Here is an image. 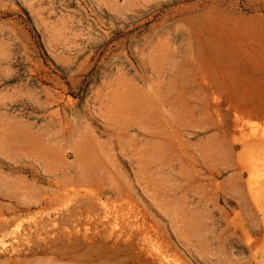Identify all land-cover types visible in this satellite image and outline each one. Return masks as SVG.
Instances as JSON below:
<instances>
[{
    "label": "rangeland",
    "instance_id": "374dc122",
    "mask_svg": "<svg viewBox=\"0 0 264 264\" xmlns=\"http://www.w3.org/2000/svg\"><path fill=\"white\" fill-rule=\"evenodd\" d=\"M0 0V264H264V0Z\"/></svg>",
    "mask_w": 264,
    "mask_h": 264
},
{
    "label": "bare ground",
    "instance_id": "6f19581e",
    "mask_svg": "<svg viewBox=\"0 0 264 264\" xmlns=\"http://www.w3.org/2000/svg\"><path fill=\"white\" fill-rule=\"evenodd\" d=\"M224 0H216L214 3L209 7L210 10H221L223 6ZM264 109V108H263Z\"/></svg>",
    "mask_w": 264,
    "mask_h": 264
}]
</instances>
